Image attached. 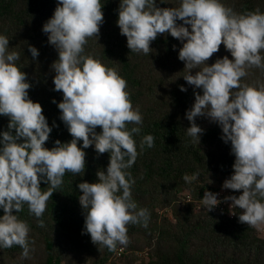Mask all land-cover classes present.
Returning a JSON list of instances; mask_svg holds the SVG:
<instances>
[{"label":"clouds","instance_id":"1","mask_svg":"<svg viewBox=\"0 0 264 264\" xmlns=\"http://www.w3.org/2000/svg\"><path fill=\"white\" fill-rule=\"evenodd\" d=\"M103 23L102 0H57L52 16L42 25L58 54L50 67L55 73L52 90L62 92V100L53 98L52 103L72 137L67 142L55 140L51 149L44 145L57 125L53 122L50 127L40 103L30 99L32 85L16 64L20 53L9 51V39L0 35V116L9 118L8 130L0 131V248L18 245L23 258L31 250L29 225L13 211H21L27 203L31 214L42 217L65 173L84 174V149L90 146L97 154L109 153V162L106 170L96 172L95 182L77 185L82 193L83 232L93 244L121 256L130 243L127 225L148 226L150 213L133 200L135 181L126 171L139 155L133 134L141 131L129 130L127 124L141 125L143 117L139 107L133 108L119 72L85 54L88 38L97 41ZM116 24L134 53L149 55L151 42L166 32L181 42L182 77L194 88V103L185 113L190 124L187 135L196 146L200 143L204 129L195 122L197 117L220 127L221 139L230 142L235 159L232 174L217 190L240 192L236 196L231 191L223 198L231 201L234 211L242 210L239 215L231 212L240 223L253 227L264 223V83H240L248 68L264 70V13L257 9L238 14L221 0H179V7L168 8L158 7L157 0H119ZM221 44L232 59L223 56L208 65ZM28 51L33 59L39 56L35 46L28 45ZM193 69L199 70L192 74ZM180 91L187 88L181 85ZM144 145L153 147L151 134L143 137L141 149ZM198 176V172L185 174L182 179L190 184ZM41 181L49 185L47 191H41ZM215 192L205 191L195 200L196 206L201 200L203 210L222 213L214 210L222 202ZM39 222L43 227V220Z\"/></svg>","mask_w":264,"mask_h":264},{"label":"trees","instance_id":"2","mask_svg":"<svg viewBox=\"0 0 264 264\" xmlns=\"http://www.w3.org/2000/svg\"><path fill=\"white\" fill-rule=\"evenodd\" d=\"M221 2L238 14L257 9L264 13V0ZM56 6L57 0H0V35L9 39V51L20 53L16 64L32 85L28 90L30 99L40 103L50 127L53 122L57 125L45 142L49 149L57 139L67 142L72 138L59 119L60 110L52 103L53 98L57 102L62 100V92L52 90L55 73L50 66L58 54L42 32V25ZM118 6L119 0H102L104 23L99 37L97 41L95 37L88 38L84 47L85 54L115 68L126 80L133 108L139 107L143 117L141 125L127 124L129 130L140 127L141 131L133 134L139 155L126 171L135 181L131 187L133 200L138 208H147L150 213L148 226L127 225L130 243L121 256L116 255V250L93 244L90 235L83 232L84 215L79 203L82 193L77 185L95 182L96 172L106 170L109 162V153L97 154L90 146L84 149V174L65 173L42 217L31 214L27 203L21 211H13L29 225L31 250L29 257L23 258V249L18 245L0 248V264H264V238L255 227L240 223L236 215L229 218L195 204L205 191L215 192L219 188L215 185H222L232 174L235 158L230 154V142L221 139L220 127L206 117L195 119L204 129L197 146L187 135L190 124L185 113L194 103V88L182 77L184 62L178 59L181 42L166 32L151 42L149 55L131 52L116 24ZM157 6L179 7V0H157ZM28 45L39 50L37 58H32ZM261 55L264 56V50ZM223 56L232 59L221 44L206 63L211 65ZM198 70H191L192 74ZM246 71L241 84L264 83V70L251 67ZM181 85L187 91H180ZM8 122V117L0 116V131L8 130ZM96 131H101L99 126ZM148 134L154 137V145L141 149V141ZM196 172L198 179L190 184L182 179L185 174ZM40 187L47 191L49 185L41 181ZM231 191L240 195L239 191ZM167 208L172 218L159 211ZM240 211L235 208L237 215Z\"/></svg>","mask_w":264,"mask_h":264},{"label":"built area","instance_id":"3","mask_svg":"<svg viewBox=\"0 0 264 264\" xmlns=\"http://www.w3.org/2000/svg\"><path fill=\"white\" fill-rule=\"evenodd\" d=\"M215 193H219L218 199H220L222 202L220 204H218L214 208V210H216L218 212H224L225 207H228L229 216L233 217L234 215H232L231 212H235V211L231 206H229L231 204V201H224L223 200L224 197L231 195V191L229 189H222L221 188V189L217 190ZM199 205H200V207H203L201 204V200L199 201ZM118 254H120V251H118Z\"/></svg>","mask_w":264,"mask_h":264},{"label":"rangeland","instance_id":"4","mask_svg":"<svg viewBox=\"0 0 264 264\" xmlns=\"http://www.w3.org/2000/svg\"><path fill=\"white\" fill-rule=\"evenodd\" d=\"M216 187H220L221 185H215ZM182 196V195H181ZM183 197V196H182ZM184 197L182 198L181 201H183ZM160 213H165V215H168V217L172 218V215H171V210L169 208L167 209H162V210H159ZM221 214L225 215L226 217H229V210H228V207H225V210L224 212H222ZM260 235L261 238H264V223H261L258 227H255Z\"/></svg>","mask_w":264,"mask_h":264}]
</instances>
